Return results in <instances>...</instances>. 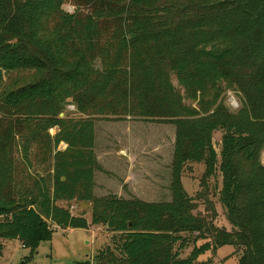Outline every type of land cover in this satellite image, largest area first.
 I'll list each match as a JSON object with an SVG mask.
<instances>
[{"label":"trees","instance_id":"1","mask_svg":"<svg viewBox=\"0 0 264 264\" xmlns=\"http://www.w3.org/2000/svg\"><path fill=\"white\" fill-rule=\"evenodd\" d=\"M73 1L89 11L0 0V258L1 241L33 257L54 228L96 226L113 249L94 264H195L224 246L242 251L237 264H264V0ZM226 92L240 99L233 114ZM112 119L175 127L170 202L94 196V126ZM34 147L50 160L47 179L18 171L16 152L31 167ZM190 163L205 166L201 188L221 174L230 231L214 207L193 214L181 187ZM58 203L91 204L90 224Z\"/></svg>","mask_w":264,"mask_h":264},{"label":"rangeland","instance_id":"2","mask_svg":"<svg viewBox=\"0 0 264 264\" xmlns=\"http://www.w3.org/2000/svg\"><path fill=\"white\" fill-rule=\"evenodd\" d=\"M76 4L80 3H75L73 0H66L62 9L67 13H73L77 8L83 12L89 11L86 5L77 6ZM221 100H223L225 109L232 114L235 113L240 106L239 97L232 92L223 94ZM68 110L73 111V108H69ZM120 121L122 120L114 121V119H112L111 121L98 120L96 122L104 124L107 122ZM128 122L137 123V125H135L137 126L136 130L131 128L132 134L141 133L142 136L148 139V146H146L147 154L140 158V162L146 164L145 166L148 172L144 174L147 178L140 179V183L136 180L132 189H129L130 185H128V187L127 185L123 186L121 191H119V186H121V184H118L117 181H113V183L109 185L111 190L103 191V188L101 190L100 188L105 183L98 176V185L94 196L103 197L109 194L117 196V194H121L120 198L126 200L138 199L147 203L170 202L172 200L170 186L172 182L175 127L166 123H144L136 120H129ZM56 131V129H52L49 131V134L53 136ZM99 138H102V133L99 134ZM156 140H158V142L154 143ZM221 144L222 132L217 131L213 135V146L218 155L221 152ZM156 146L159 148H156ZM259 148L257 161L261 163L264 145H260ZM59 149L63 150L64 148L61 145ZM42 150L43 149L40 147H34L30 152L31 167L23 163L17 151L15 158L18 164V171L22 170L24 174L27 173L31 177H34L36 174H42L47 179L50 175V160ZM27 166L29 169H27ZM204 172V164L190 163L185 165L181 174V187L194 201L195 205L193 208H195V210L193 214L200 215V217H208L210 216V208L214 207L217 213L215 226L230 231V227L224 216V211L217 201V193L222 186L221 174L217 171L215 176L207 181V186L204 185L203 188H201ZM238 172H240L239 169ZM108 182L107 180V183ZM57 205L69 208L72 216H85L90 219L88 215L91 212L90 204L58 203ZM112 236L113 234L108 232L105 228L96 226H90L88 229L76 230L54 228L50 242L41 243L33 257H30L29 250L24 249L18 240H5L1 241L3 252L0 258V264H77L84 261L94 264V258L99 250L107 246L113 249L111 245ZM201 244H203V241L199 240L197 246ZM191 249L192 246H187L181 258L188 257ZM241 256L242 251L235 250L230 246H224L218 249L214 255L209 252L201 256L195 264L205 263L208 260H212L211 264H237Z\"/></svg>","mask_w":264,"mask_h":264},{"label":"crops","instance_id":"3","mask_svg":"<svg viewBox=\"0 0 264 264\" xmlns=\"http://www.w3.org/2000/svg\"><path fill=\"white\" fill-rule=\"evenodd\" d=\"M128 121L129 120L121 122H107L104 124H100L98 122L95 123L94 153L101 170L95 172L94 193L96 192L98 185V176L105 183L100 188V190L103 188V191H110L111 188L109 185H111L113 181H117L118 184H121V186H119V191H121L123 186L127 185L128 187V185H130L129 189H132L136 180L140 183V179L147 178L144 174H147L148 172L147 167L145 166L146 164L144 162L142 164L140 162V158L141 156L147 154L146 146H148V139L147 137L142 136L141 133L135 135L132 134L133 132L131 131V128L136 130L137 126L135 125H137V123ZM101 133L102 138L100 139L99 134ZM157 142L158 140L154 143ZM62 146L65 148L64 145ZM156 148L159 147L156 146ZM107 180L109 181L108 183ZM117 196L120 198L121 194H117ZM88 215L91 216V212ZM84 218L87 223L90 224V219L85 216Z\"/></svg>","mask_w":264,"mask_h":264},{"label":"water","instance_id":"4","mask_svg":"<svg viewBox=\"0 0 264 264\" xmlns=\"http://www.w3.org/2000/svg\"><path fill=\"white\" fill-rule=\"evenodd\" d=\"M131 37L133 38L134 36H131ZM262 165L264 166V153L262 155Z\"/></svg>","mask_w":264,"mask_h":264},{"label":"built area","instance_id":"5","mask_svg":"<svg viewBox=\"0 0 264 264\" xmlns=\"http://www.w3.org/2000/svg\"><path fill=\"white\" fill-rule=\"evenodd\" d=\"M71 209H73V208H71Z\"/></svg>","mask_w":264,"mask_h":264}]
</instances>
